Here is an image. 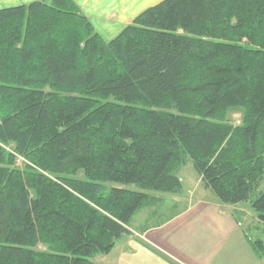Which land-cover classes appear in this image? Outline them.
I'll list each match as a JSON object with an SVG mask.
<instances>
[{
	"label": "trees",
	"instance_id": "16d2710c",
	"mask_svg": "<svg viewBox=\"0 0 264 264\" xmlns=\"http://www.w3.org/2000/svg\"><path fill=\"white\" fill-rule=\"evenodd\" d=\"M186 164L264 224V0H164L111 41L73 0L0 9V264H94Z\"/></svg>",
	"mask_w": 264,
	"mask_h": 264
},
{
	"label": "crops",
	"instance_id": "0c3cea01",
	"mask_svg": "<svg viewBox=\"0 0 264 264\" xmlns=\"http://www.w3.org/2000/svg\"><path fill=\"white\" fill-rule=\"evenodd\" d=\"M35 1L50 0H0V9ZM73 1L95 32L111 41L164 0ZM195 173H190L187 182L180 176L182 187L173 193L151 194L141 209L158 207L140 219L132 218L130 233L123 235L109 254L96 257L94 264H264V254L252 245L254 237H259L258 230L255 236L248 233L251 227L243 218L245 209L221 202ZM199 185L201 191H197ZM165 195L169 202L162 204Z\"/></svg>",
	"mask_w": 264,
	"mask_h": 264
},
{
	"label": "rangeland",
	"instance_id": "374dc122",
	"mask_svg": "<svg viewBox=\"0 0 264 264\" xmlns=\"http://www.w3.org/2000/svg\"><path fill=\"white\" fill-rule=\"evenodd\" d=\"M230 121L237 125L240 123V120H241V113L240 111H234L230 114V117H229ZM19 162H23V159L21 157H19ZM20 163V164H21ZM191 166V167H190ZM195 173L194 169L192 168V165L191 164H186L184 167L181 168L180 172H179V175L184 177L185 181H190V173ZM196 174V173H195ZM189 176V177H188ZM188 177V178H187ZM260 190H264V179L261 183V186H260ZM197 191H201L200 190V185L197 187ZM173 193V192H172ZM150 194H153V195H156V196H161V195H158V194H155V192H152ZM181 195V194H180ZM200 195V193L198 194V196ZM166 199H164V201L162 202L163 203H167L169 202V200L167 199L169 197V195H165ZM161 204V205H162ZM160 205V206H161ZM240 208H244L245 209V215L246 217L244 216V220L245 222L248 224V226L251 227V229H253V236H255V230H258L257 231V234L259 233V235L261 236V238H264V224H261V223H258V217H257V212L255 210H253L250 205L248 203H243V204H237ZM237 206V207H238ZM154 207H158V206H149L147 208H144V209H141L139 212H137V214L133 217V220H137V219H140L142 218V216L145 214V212L147 213L149 210H151L152 208ZM180 207V205L178 206ZM133 225V223L131 224ZM255 238V237H254ZM264 240V239H263ZM100 256V255H98ZM96 256V257H98ZM95 257V258H96ZM94 258V259H95Z\"/></svg>",
	"mask_w": 264,
	"mask_h": 264
}]
</instances>
